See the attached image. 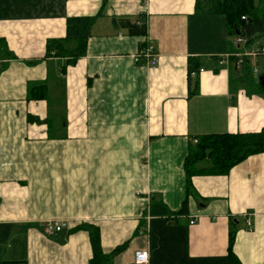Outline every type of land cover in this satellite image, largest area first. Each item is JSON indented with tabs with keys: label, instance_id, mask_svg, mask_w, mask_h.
I'll return each mask as SVG.
<instances>
[{
	"label": "crops",
	"instance_id": "0c3cea01",
	"mask_svg": "<svg viewBox=\"0 0 264 264\" xmlns=\"http://www.w3.org/2000/svg\"><path fill=\"white\" fill-rule=\"evenodd\" d=\"M102 5L0 0V264H90L82 225L105 255L124 246L108 264L144 250L150 264H229L231 230L239 264H264V154L194 176L189 196L184 168L200 137L264 129V56L248 58L253 87L238 81L240 54L264 45L238 49L196 0ZM81 17L96 18L85 55L63 72L47 42ZM141 18L146 36L121 26ZM47 222L67 227L48 236Z\"/></svg>",
	"mask_w": 264,
	"mask_h": 264
},
{
	"label": "trees",
	"instance_id": "16d2710c",
	"mask_svg": "<svg viewBox=\"0 0 264 264\" xmlns=\"http://www.w3.org/2000/svg\"><path fill=\"white\" fill-rule=\"evenodd\" d=\"M108 1L103 0L99 15L102 14L103 7L106 6ZM196 10L207 14L225 16L229 35L235 38L242 37L245 40L244 49L251 48L256 44L264 45V0H196ZM243 17L246 20H243ZM95 19L83 17L68 18L66 38L47 42V58L66 59V65L62 67L63 72H65L66 67L75 65L85 55L87 39L90 36V30ZM121 26L127 30L129 35H147L146 21L142 18L135 23L129 20H122ZM241 66L243 75L239 77L238 81L253 87L252 67L248 58H243ZM194 70L191 63L189 68L190 80L193 78L192 73L197 72ZM260 77L264 78V72ZM256 85L258 87H256L257 90H263L259 82H256ZM37 98L46 99L47 95L43 93L41 96L37 95ZM190 149V153L184 163L188 196L192 194L190 187L191 179L194 176L198 174L226 175L231 169L251 156L264 154V129L259 133L252 134H215L200 137L195 140ZM182 213H185V211L183 210ZM78 230H85L89 233L93 251L90 264H108L111 256L118 254L124 248V246L116 248L109 257L102 250L98 228L82 225L74 229V231ZM236 235L237 232L234 230L229 233V264L240 263L234 254Z\"/></svg>",
	"mask_w": 264,
	"mask_h": 264
},
{
	"label": "built area",
	"instance_id": "2783aa9c",
	"mask_svg": "<svg viewBox=\"0 0 264 264\" xmlns=\"http://www.w3.org/2000/svg\"><path fill=\"white\" fill-rule=\"evenodd\" d=\"M243 20H246V18H242ZM235 46L240 49L245 46V40L242 37H236ZM148 59L150 60V65L154 68L157 66V59L155 56H152L151 54H146ZM264 56V46H259L252 48L248 51H245L244 53L240 54L238 64L241 66L243 58H251L256 62L257 57ZM242 59V60H241ZM200 73H203V71H200ZM254 76L257 78L259 75V70L256 66H254L253 70ZM192 76H196V73H192ZM195 222L192 221L191 225H194ZM67 227V224L64 223H58V222H47L44 224L43 231L46 235L52 236L53 234L60 232L64 228ZM134 264H150V253L148 250L139 251L135 254V261Z\"/></svg>",
	"mask_w": 264,
	"mask_h": 264
},
{
	"label": "water",
	"instance_id": "95a60500",
	"mask_svg": "<svg viewBox=\"0 0 264 264\" xmlns=\"http://www.w3.org/2000/svg\"><path fill=\"white\" fill-rule=\"evenodd\" d=\"M260 81H261V85H262V87L264 89V78L260 77Z\"/></svg>",
	"mask_w": 264,
	"mask_h": 264
},
{
	"label": "rangeland",
	"instance_id": "374dc122",
	"mask_svg": "<svg viewBox=\"0 0 264 264\" xmlns=\"http://www.w3.org/2000/svg\"><path fill=\"white\" fill-rule=\"evenodd\" d=\"M254 1H256V0H254ZM257 1H259V0H257Z\"/></svg>",
	"mask_w": 264,
	"mask_h": 264
}]
</instances>
